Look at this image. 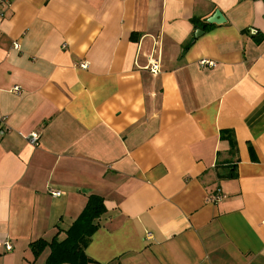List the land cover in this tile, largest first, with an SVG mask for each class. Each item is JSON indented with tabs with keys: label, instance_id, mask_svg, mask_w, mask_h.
Listing matches in <instances>:
<instances>
[{
	"label": "crops",
	"instance_id": "0c3cea01",
	"mask_svg": "<svg viewBox=\"0 0 264 264\" xmlns=\"http://www.w3.org/2000/svg\"><path fill=\"white\" fill-rule=\"evenodd\" d=\"M0 11V264H45L91 194L89 264H264V0Z\"/></svg>",
	"mask_w": 264,
	"mask_h": 264
},
{
	"label": "trees",
	"instance_id": "16d2710c",
	"mask_svg": "<svg viewBox=\"0 0 264 264\" xmlns=\"http://www.w3.org/2000/svg\"><path fill=\"white\" fill-rule=\"evenodd\" d=\"M102 196L91 194L87 197L84 208L69 225L63 229L64 237L55 234L49 241L38 239L30 246L34 255H38L48 247L45 264H89L85 254V246L94 230L99 227V216L106 212V204Z\"/></svg>",
	"mask_w": 264,
	"mask_h": 264
},
{
	"label": "built area",
	"instance_id": "2783aa9c",
	"mask_svg": "<svg viewBox=\"0 0 264 264\" xmlns=\"http://www.w3.org/2000/svg\"><path fill=\"white\" fill-rule=\"evenodd\" d=\"M1 13L2 12L0 11V15H2ZM15 47L18 48L19 45L15 44ZM205 63H209L210 65H214V63L209 61V60H200L201 65H203ZM79 66L82 68H86L87 63L85 61L79 62ZM159 67H160L159 61L156 59H152L148 65V69L151 73H157V71H159ZM12 90L16 93H19L20 87L15 85V87L13 86ZM22 135L29 141V143L33 144L34 146L39 145L38 141L40 140V135L37 132H30L28 134H22ZM49 193L53 196H59L60 195L59 191H57V190L51 191ZM212 198H213V200H215V199H218L219 196L214 195V197L212 196ZM146 236H147V238H150V239L152 237L150 232H147ZM3 245H4L3 247L5 248V250H11L12 249V247H11L12 245L9 241L4 242Z\"/></svg>",
	"mask_w": 264,
	"mask_h": 264
},
{
	"label": "water",
	"instance_id": "95a60500",
	"mask_svg": "<svg viewBox=\"0 0 264 264\" xmlns=\"http://www.w3.org/2000/svg\"><path fill=\"white\" fill-rule=\"evenodd\" d=\"M223 14L221 11L219 10H216L213 15L211 17H208V21L209 22H216V23H219V22H223L225 20V18H223ZM202 30L198 31L199 33H201Z\"/></svg>",
	"mask_w": 264,
	"mask_h": 264
}]
</instances>
